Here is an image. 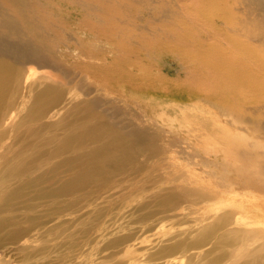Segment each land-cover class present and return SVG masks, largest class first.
<instances>
[{
    "label": "bare ground",
    "instance_id": "6f19581e",
    "mask_svg": "<svg viewBox=\"0 0 264 264\" xmlns=\"http://www.w3.org/2000/svg\"><path fill=\"white\" fill-rule=\"evenodd\" d=\"M0 264H264V0H0Z\"/></svg>",
    "mask_w": 264,
    "mask_h": 264
},
{
    "label": "rangeland",
    "instance_id": "374dc122",
    "mask_svg": "<svg viewBox=\"0 0 264 264\" xmlns=\"http://www.w3.org/2000/svg\"><path fill=\"white\" fill-rule=\"evenodd\" d=\"M214 113L215 112H213V111H212V114H211V112L203 111V108H199V109L194 108V109L189 111V114L192 116L191 118H193L195 125L198 126V128L200 129L202 134L206 137V138H203L202 136L193 137L192 135L186 134V136L190 138L193 145L198 146L199 148L204 147L205 149H207V147L210 146V144L212 143V142H209V140L213 139V137L215 139H222L223 138L222 133L220 134L221 131H219L221 126L218 127V124H220V123H218L216 126H213L211 124V122H209V124H206V125L203 123V120H207L209 117H212V115H214ZM174 115H175V117H172V119H174V120H172L171 122L169 121L168 123H169V125H170V123H171V125H174V128L176 129L177 127H179L178 121L182 116V112L176 113ZM209 119H211V118H209ZM183 129H184V132L183 131L182 132L185 134V132H187V128L184 127ZM225 130L226 129L223 128V131L226 135ZM215 145H216L215 149H217L218 151H216V150L213 151L211 153V157L213 159L218 160V161L223 160L224 156H225L223 154V153H225L224 149H222L220 147V144L215 143ZM216 167L218 168V166H216ZM168 228H169V226L163 227L162 229L158 228V229H155L154 231H150L149 234L151 235V237L153 239L157 235H160V232H162L163 230H166Z\"/></svg>",
    "mask_w": 264,
    "mask_h": 264
}]
</instances>
